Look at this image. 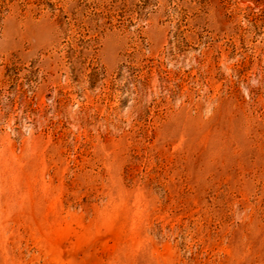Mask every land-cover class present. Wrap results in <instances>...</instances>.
I'll list each match as a JSON object with an SVG mask.
<instances>
[{
    "label": "rangeland",
    "instance_id": "rangeland-1",
    "mask_svg": "<svg viewBox=\"0 0 264 264\" xmlns=\"http://www.w3.org/2000/svg\"><path fill=\"white\" fill-rule=\"evenodd\" d=\"M0 264H264V0H0Z\"/></svg>",
    "mask_w": 264,
    "mask_h": 264
}]
</instances>
